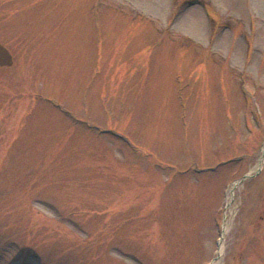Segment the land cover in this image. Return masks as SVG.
<instances>
[{"label": "rangeland", "instance_id": "1", "mask_svg": "<svg viewBox=\"0 0 264 264\" xmlns=\"http://www.w3.org/2000/svg\"><path fill=\"white\" fill-rule=\"evenodd\" d=\"M0 41V264H264V0H0Z\"/></svg>", "mask_w": 264, "mask_h": 264}, {"label": "water", "instance_id": "2", "mask_svg": "<svg viewBox=\"0 0 264 264\" xmlns=\"http://www.w3.org/2000/svg\"><path fill=\"white\" fill-rule=\"evenodd\" d=\"M14 63V57L10 49L0 41V66H11Z\"/></svg>", "mask_w": 264, "mask_h": 264}, {"label": "bare ground", "instance_id": "3", "mask_svg": "<svg viewBox=\"0 0 264 264\" xmlns=\"http://www.w3.org/2000/svg\"><path fill=\"white\" fill-rule=\"evenodd\" d=\"M221 250H222V246L220 247L219 252H221Z\"/></svg>", "mask_w": 264, "mask_h": 264}]
</instances>
